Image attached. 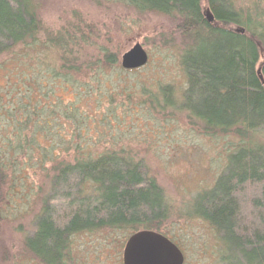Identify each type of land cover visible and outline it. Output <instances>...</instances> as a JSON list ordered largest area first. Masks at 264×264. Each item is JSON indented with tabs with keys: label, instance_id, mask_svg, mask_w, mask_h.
Segmentation results:
<instances>
[{
	"label": "trees",
	"instance_id": "1",
	"mask_svg": "<svg viewBox=\"0 0 264 264\" xmlns=\"http://www.w3.org/2000/svg\"><path fill=\"white\" fill-rule=\"evenodd\" d=\"M45 1L0 0V74L13 73L4 79V99L0 95L6 129L0 134V221L5 195L22 175L33 195L20 218L30 214L29 227L36 226L25 230L24 255L38 264H74L79 232L126 238L149 229L168 236L166 227L183 218L205 224L215 236L217 254L225 252L217 264H264V0H120L138 14H163L174 24L161 43L180 52L185 83L173 95L163 86L157 92L162 99L151 92L153 79L126 78L142 67L123 69L78 12L68 11L57 29H46ZM205 8L214 24L202 15ZM116 70L118 85L101 95L105 74ZM66 89L69 100L56 94ZM148 116L170 117L159 126L161 134L180 121L199 135L230 138L226 165L190 201L189 213L180 209L186 200L177 205L159 182L150 166L157 155L148 156L154 147L143 145L146 137L141 144V131L122 130L124 121ZM32 160L48 166L40 196L28 174Z\"/></svg>",
	"mask_w": 264,
	"mask_h": 264
},
{
	"label": "rangeland",
	"instance_id": "2",
	"mask_svg": "<svg viewBox=\"0 0 264 264\" xmlns=\"http://www.w3.org/2000/svg\"><path fill=\"white\" fill-rule=\"evenodd\" d=\"M145 1L139 0V2ZM243 5L246 6V4ZM71 10L78 12L83 19L90 22L94 32L98 33L102 40H107L110 49L116 52L119 63L120 55L134 43L138 42L143 46L148 54V62L138 71L125 74L127 79L136 81L149 78L172 82L175 79L177 84L183 81V75L177 63L180 52L174 46L161 43L163 38L168 37L169 31L174 29V24L169 18L155 13L138 14L120 0L110 2L108 5H95L93 0H47L42 8L44 27L49 30L57 29L59 20L65 22L66 13ZM13 66L10 65L7 69ZM5 72L7 70L3 69L0 74V95L3 99L4 79L13 78L12 71L4 76ZM115 72L116 75L105 74L108 82L102 83L98 88L101 95L112 90V86L118 85L119 80L116 76L119 73L118 70ZM125 75L121 74L122 77ZM56 94L65 100L71 99L69 89L62 92L56 91ZM3 99L0 98V101ZM156 117L158 120H152L150 116L137 117V122L133 119L126 120L122 125V130L128 127L134 133L140 134L141 131L140 142L146 137L145 144L142 142L141 144L149 143L154 147L148 156L155 154L159 158L152 156L150 166L155 170L159 182L166 188L172 199L180 205L186 198L191 200L200 193L201 189L213 183L214 176L220 172V167L227 161L228 152L224 150L228 147L230 138L199 135L180 124V121H172L173 124L165 126L161 134L157 131L160 129L159 126L162 127L165 124L163 121L170 122L171 120L169 116H165L166 119L161 116ZM0 128H2L0 134L6 131L2 126ZM47 170L48 166L45 169L40 168L36 160H32L29 164L30 178L36 182L35 186L41 187L38 196L47 190ZM25 172L27 173L26 170ZM20 177L23 176L20 175ZM20 177L17 176L14 179V185L8 191L2 207L0 264H38L29 259L26 254L24 255L22 250L25 230L27 228L31 230L36 226L29 227L30 214L28 217L20 218L25 212L23 209L26 203L33 195L29 187L30 180H22L23 178ZM33 191L35 192V189ZM188 205L191 206L192 202ZM188 205H181L180 209L189 213ZM16 217L18 220L15 221ZM39 217L40 215L36 217L38 222ZM38 222L37 229L39 228ZM166 228H168L167 235L182 250L185 256L184 264H217L218 260L215 259L225 256L224 250L217 254L214 245L215 236H212L205 224L201 222H187L183 218H176L174 223ZM124 238L120 232L114 234L79 232L73 238L72 261L74 264H122L121 252ZM208 250L209 253H207Z\"/></svg>",
	"mask_w": 264,
	"mask_h": 264
},
{
	"label": "water",
	"instance_id": "3",
	"mask_svg": "<svg viewBox=\"0 0 264 264\" xmlns=\"http://www.w3.org/2000/svg\"><path fill=\"white\" fill-rule=\"evenodd\" d=\"M207 22L213 21L208 8L203 10ZM148 54L136 42L120 55V65L125 70L137 69L146 64ZM183 252L170 240L154 231H138L125 242L122 250V264H182Z\"/></svg>",
	"mask_w": 264,
	"mask_h": 264
},
{
	"label": "bare ground",
	"instance_id": "4",
	"mask_svg": "<svg viewBox=\"0 0 264 264\" xmlns=\"http://www.w3.org/2000/svg\"><path fill=\"white\" fill-rule=\"evenodd\" d=\"M246 6L249 7L250 4H247ZM159 15L165 16V15H163V14H159ZM202 15H203V14H202ZM214 22H215V18H214V16H213V21H211L210 24H214ZM207 23H209V22H207ZM230 26H231V25H226L225 27H226L227 29H230ZM234 29H236V31H237L238 33H240V34H245V33H246L245 28L242 27V26H240V25L235 26ZM147 62H148V60H147ZM147 62H146V64H147ZM177 63H178V65H179V57L177 58ZM146 64H145V65H146ZM145 65H144V66H145ZM142 67H143V66H142ZM140 68H141V67H140ZM137 69H139V68H137ZM131 70H132V69H131ZM157 80H159V79L153 80V82H152V89H151V92H154V93L156 94V97H159V99H162L163 97H162V95H158L157 92H159L163 86H169L170 93L173 95V94H176V89H177V88L181 89V86H183L184 83H185L184 76H183V81H181L180 84H177V81H176L175 79H173V81H174L175 83L172 82L171 80H170V81H157ZM156 81H157V82H156ZM176 87H177V88H176ZM174 97H175V96H174ZM189 103H190V102H189ZM189 130L193 132L192 129H189ZM201 135H202V134H201ZM203 136H207V135H203ZM208 137H209V136H208ZM230 151H231V143H229L228 147L224 150V152H228V153H227V161H228V154L230 153ZM227 161L225 162V165H226ZM225 165H223V166L220 167V172L222 171V169L224 168ZM220 172H219V173H220ZM219 173H218V174H219ZM218 174H216V175L214 176V179H215V177H216ZM212 185H213V183H212L210 186L201 189L200 193H201L203 190H206V189L210 188ZM198 194H199V193H198ZM196 195H197V194H196ZM196 195H195V196H196ZM195 196H194V197H195ZM194 197H193V198H194ZM6 198H7V194L5 195V200H6ZM193 198H192V199H193ZM192 199H191V200H188V199L186 198V202L183 204V206L188 205V204L190 203V201H192ZM28 205H29V203L27 202V203H26V207H27ZM143 230L154 231V232H157V233L163 235L164 237H166L168 240H170L172 243H174V244L180 249V247H179V246H178V245L172 240L171 237L166 236V235H164L163 233H161V232H159V231H155V230L142 229V230H138V231H143ZM138 231H136V232H138ZM134 233H135V232H134ZM134 233H132V234H134ZM28 234H30V233H28ZM132 234H130L129 236H127L126 238H124V242H123V245H122V250H123V247H124V244H125L126 240H127ZM180 250H181V249H180ZM181 251H182V250H181ZM183 256H184V255H183ZM184 262H185V256H184V261H183L182 264H184ZM121 263H122V252H121Z\"/></svg>",
	"mask_w": 264,
	"mask_h": 264
}]
</instances>
